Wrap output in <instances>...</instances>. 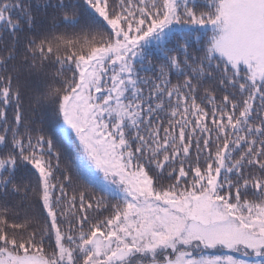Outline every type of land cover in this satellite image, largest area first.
<instances>
[{"label": "snow or ice", "instance_id": "1", "mask_svg": "<svg viewBox=\"0 0 264 264\" xmlns=\"http://www.w3.org/2000/svg\"><path fill=\"white\" fill-rule=\"evenodd\" d=\"M0 264H264V0H0Z\"/></svg>", "mask_w": 264, "mask_h": 264}, {"label": "trees", "instance_id": "2", "mask_svg": "<svg viewBox=\"0 0 264 264\" xmlns=\"http://www.w3.org/2000/svg\"><path fill=\"white\" fill-rule=\"evenodd\" d=\"M50 14L51 13H49V16H45V15H41V16H39L38 17V23L39 24H43V26L44 27H51L52 26V24H53V21H52V19H50ZM55 23H59V21L57 20V21H55ZM26 74V73H25ZM63 160H64V164L65 165H68V159H67V157L65 156V157H63ZM33 211H34V209H33Z\"/></svg>", "mask_w": 264, "mask_h": 264}]
</instances>
